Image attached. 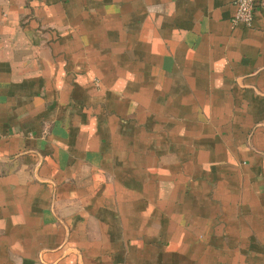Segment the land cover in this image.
Returning <instances> with one entry per match:
<instances>
[{
  "label": "crops",
  "instance_id": "crops-1",
  "mask_svg": "<svg viewBox=\"0 0 264 264\" xmlns=\"http://www.w3.org/2000/svg\"><path fill=\"white\" fill-rule=\"evenodd\" d=\"M0 0V264H264V0Z\"/></svg>",
  "mask_w": 264,
  "mask_h": 264
},
{
  "label": "built area",
  "instance_id": "built-area-1",
  "mask_svg": "<svg viewBox=\"0 0 264 264\" xmlns=\"http://www.w3.org/2000/svg\"><path fill=\"white\" fill-rule=\"evenodd\" d=\"M255 4L256 0H237V10L233 19V23L236 25L241 24L245 27H252L254 21Z\"/></svg>",
  "mask_w": 264,
  "mask_h": 264
}]
</instances>
